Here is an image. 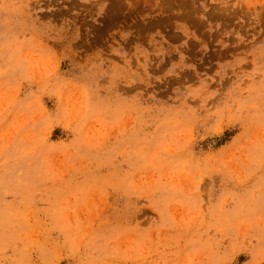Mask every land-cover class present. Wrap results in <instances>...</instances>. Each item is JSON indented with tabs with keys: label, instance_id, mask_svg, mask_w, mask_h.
<instances>
[{
	"label": "rangeland",
	"instance_id": "1",
	"mask_svg": "<svg viewBox=\"0 0 264 264\" xmlns=\"http://www.w3.org/2000/svg\"><path fill=\"white\" fill-rule=\"evenodd\" d=\"M0 264H264V0H0Z\"/></svg>",
	"mask_w": 264,
	"mask_h": 264
}]
</instances>
